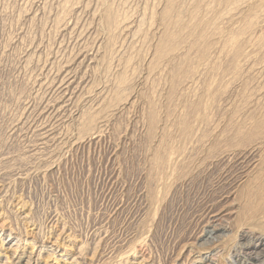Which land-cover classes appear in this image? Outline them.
<instances>
[{"label":"rangeland","instance_id":"obj_1","mask_svg":"<svg viewBox=\"0 0 264 264\" xmlns=\"http://www.w3.org/2000/svg\"><path fill=\"white\" fill-rule=\"evenodd\" d=\"M233 1L0 0V264H239L264 236V0L220 23Z\"/></svg>","mask_w":264,"mask_h":264},{"label":"bare ground","instance_id":"obj_2","mask_svg":"<svg viewBox=\"0 0 264 264\" xmlns=\"http://www.w3.org/2000/svg\"><path fill=\"white\" fill-rule=\"evenodd\" d=\"M220 1V0H219ZM251 2L252 0H234L231 4L228 3L229 5L227 6V8L224 10L223 14H222V17L219 18V22L222 23V24H229L231 22H233L237 17L240 18V14L244 11L245 8H247V5L250 6L251 5ZM183 3V2H182ZM210 3V2H209ZM213 5V4H212ZM217 5V4H216ZM258 5V3H257ZM215 7V6H214ZM224 7V5H223ZM225 8V7H224ZM204 9V8H203ZM221 10V9H220ZM222 11V10H221ZM193 12V11H192ZM219 12V10H218ZM221 13V12H220ZM204 14V13H203ZM243 15V14H241ZM249 15V14H248ZM128 16V15H127ZM207 16V13L206 15ZM250 16V15H249ZM129 17V16H128ZM115 18V17H114ZM200 18V17H199ZM117 20V18H115ZM178 19V18H177ZM195 19V18H194ZM217 19V18H216ZM241 19V18H240ZM130 18H127V17H124V18H119L118 19V22H117V30L121 33L123 32H126V31H129V21ZM218 20V19H217ZM238 20V19H237ZM199 21V20H198ZM214 21V20H213ZM251 21L255 22L256 25H257V28H258V33L262 32L264 33V1L262 4L259 5L258 9H256L255 13L252 15V19ZM112 22V20H111ZM195 22V21H194ZM218 22V23H219ZM235 22V21H234ZM237 22V21H236ZM80 23V21H79ZM217 23V22H216ZM217 23V24H218ZM241 23V22H239ZM243 23V22H242ZM241 23V24H242ZM237 24V23H235ZM221 25V24H220ZM247 25V24H246ZM255 25V27H256ZM197 26V25H195ZM219 26V25H218ZM222 26V25H221ZM242 26V25H241ZM244 26V25H243ZM74 27V26H73ZM77 27V26H76ZM236 27V26H235ZM241 28V27H240ZM196 29V28H195ZM204 29V28H202ZM217 29V28H216ZM229 29V28H228ZM72 30V28H71ZM144 30V29H143ZM142 30V31H143ZM70 31V30H69ZM117 31V32H118ZM241 31V30H240ZM75 32H77L75 30ZM213 32V31H212ZM216 32V31H215ZM214 32V33H215ZM234 32V31H233ZM120 33V34H121ZM129 33V32H128ZM221 33V32H219ZM219 33H218V36H216V38H220L219 36ZM228 33V32H227ZM236 33V32H235ZM254 33V32H253ZM256 33V32H255ZM254 33V34H255ZM252 34V33H251ZM175 35V34H173ZM225 35V34H224ZM230 35V34H229ZM256 35L258 36V34L256 33ZM85 36V35H84ZM91 36V35H90ZM232 36V34H231ZM256 36V37H257ZM83 37V36H82ZM134 37V36H133ZM137 37V36H136ZM171 37V36H170ZM176 37V36H175ZM187 38V37H186ZM224 38V37H223ZM246 38V37H245ZM247 38L249 40V43L246 45V48H245V52L246 53H250L251 50L253 49V40L255 39V36L254 35H250L248 33L247 35ZM74 39V38H73ZM138 39V38H136ZM211 39V38H210ZM75 40V39H74ZM163 40V39H162ZM84 41V40H83ZM167 42V41H166ZM188 42V41H186ZM168 43V42H167ZM171 43V42H170ZM255 44V42H254ZM172 45V44H171ZM185 45V43H184ZM183 45V46H184ZM91 46V45H90ZM175 46V45H174ZM181 46V45H180ZM221 46V45H220ZM66 47V46H65ZM82 47V46H81ZM87 46L85 45L84 48H86ZM168 47V46H167ZM187 47V46H186ZM75 48V46H74ZM83 48V47H82ZM95 48V47H93ZM129 48V47H128ZM149 48V47H148ZM172 48V47H170ZM177 48V47H176ZM88 49V48H87ZM92 49V48H91ZM120 49V48H119ZM144 49V48H143ZM90 50V49H89ZM122 50V49H121ZM119 50V51H121ZM133 50V49H132ZM157 50V49H156ZM161 50V48H160ZM181 50V49H180ZM222 50V48H221ZM98 51V50H97ZM128 51V50H127ZM168 51V50H167ZM179 51V49H178ZM70 52V51H69ZM85 52V51H83ZM82 52V53H83ZM133 52V51H132ZM160 52V51H159ZM163 52V51H162ZM171 52V51H170ZM169 52V53H170ZM91 53V52H90ZM97 53V52H96ZM135 53V52H134ZM139 53V51H138ZM89 54V52H88ZM129 54V53H128ZM161 55V53H159ZM81 55V54H80ZM87 55V54H86ZM172 55V54H171ZM170 55V56H171ZM209 55V54H208ZM95 56V55H94ZM163 56V55H162ZM176 56V55H175ZM79 57V56H78ZM81 57V56H80ZM87 57V56H86ZM250 57V56H249ZM76 58V57H75ZM84 58V57H83ZM252 58V57H250ZM263 58V57H262ZM70 59V58H69ZM74 59V58H73ZM78 59V58H77ZM246 59H248L246 57ZM94 60V59H93ZM240 60V58H239ZM244 60V59H243ZM249 60V59H248ZM261 60V58H260ZM84 61V60H83ZM76 62V61H75ZM85 62V61H84ZM166 62V61H165ZM168 62V61H167ZM243 62V61H242ZM245 62V61H244ZM252 62V61H251ZM249 63V61H247V63H249V67L250 69L253 68L252 67V63ZM259 62V61H258ZM88 63V62H87ZM169 64V63H168ZM246 64V63H245ZM68 65V64H67ZM69 66V65H68ZM75 66V65H74ZM128 66V65H127ZM81 67V66H80ZM164 67V66H163ZM197 67V66H196ZM62 68H64L62 66ZM61 68V69H62ZM195 68V67H194ZM247 68V67H246ZM60 69V68H59ZM81 69V68H80ZM249 70V68H247ZM64 70V69H63ZM67 70V69H66ZM64 71L62 73L58 72V73H55L52 77V80H51V83H48L50 84V87H52V90H51V95H52V101L54 103H52V106H48L50 107L49 110L55 108L57 105L59 104H63V103H70L71 104V99L79 92V90L81 89V84L78 82V78H77V73L75 70H67V71ZM246 70V69H245ZM254 70L256 71V77H257V81L262 83L264 82V58L260 61L259 65H257V67L254 66ZM62 71V70H60ZM79 71V70H78ZM82 71V70H81ZM84 72V71H83ZM161 73V72H160ZM163 73V72H162ZM200 74V73H199ZM82 75V74H81ZM193 76V75H191ZM195 76V75H194ZM255 76V75H254ZM79 77V76H78ZM82 77V76H81ZM193 80V79H192ZM49 81V80H48ZM240 82V81H239ZM196 83V82H195ZM195 83L191 80H186L183 84L184 88L187 89V90H192L193 89V94H195V89H194V85ZM234 85V84H233ZM248 85V84H247ZM262 85V84H261ZM197 86V85H196ZM49 87V86H48ZM259 87V86H258ZM198 88V86H197ZM234 89V88H233ZM261 91V89H260ZM45 93V92H44ZM192 93V92H191ZM50 93H48L49 95ZM191 95V94H190ZM260 95V94H259ZM77 96V95H76ZM190 97V96H189ZM49 98V97H48ZM51 100V99H49ZM247 100V98H246ZM247 102V101H246ZM252 103V102H251ZM99 104V103H98ZM247 104V103H246ZM45 105V104H44ZM59 107V106H58ZM62 107V106H61ZM64 108V107H63ZM241 108V107H240ZM244 108V107H243ZM41 109V108H40ZM48 109V108H47ZM58 109V108H57ZM247 109V108H246ZM239 110V109H238ZM244 110V109H243ZM43 111V110H42ZM54 111H56L54 109ZM32 112V111H31ZM48 112V111H47ZM53 112V111H51ZM41 113V112H40ZM44 113V112H43ZM61 113V112H60ZM38 115V114H36ZM46 115V114H45ZM49 115V114H48ZM47 115V116H48ZM111 115V114H110ZM245 115V114H244ZM32 118V117H31ZM30 118V119H31ZM46 118V117H45ZM48 118V117H47ZM63 118V117H62ZM38 119V117H37ZM36 119V120H37ZM49 119H52V118H49ZM57 119V117H56ZM65 120V119H64ZM42 121V120H41ZM29 122H31L29 120ZM43 122V121H42ZM54 122V121H53ZM61 122V121H59ZM50 123V122H49ZM104 123V122H103ZM33 124V123H32ZM35 124V123H34ZM33 124V125H34ZM38 124V123H37ZM48 124V122H47ZM46 124V125H47ZM213 124V123H212ZM36 126V125H35ZM215 126V124H214ZM56 127V126H55ZM29 128V127H28ZM31 128V127H30ZM57 130V128H55ZM54 125H48V126H45V125H42L41 127H39L37 129V142L39 141L40 144L42 145H45L44 143H46V141H53V139H55V137L57 138V136H54ZM217 129V128H215ZM35 130V129H34ZM55 130V131H56ZM33 131V130H32ZM35 132V131H33ZM213 132V131H212ZM211 132V134H212ZM58 134V133H57ZM25 135V134H24ZM33 135V134H32ZM59 136V135H58ZM30 137V136H29ZM60 139V138H59ZM34 140V141H35ZM63 140V139H62ZM57 141V140H56ZM206 141L208 142V140L206 139ZM55 142V141H54ZM52 142V144L54 143ZM204 142V141H203ZM49 144V143H48ZM39 145V143H38ZM62 146V145H61ZM65 146V145H64ZM52 147V146H51ZM41 148V147H40ZM255 148V147H254ZM253 148V149H254ZM258 149V148H257ZM44 151V150H43ZM234 151V150H233ZM37 152V151H35ZM55 152V151H54ZM252 152V151H251ZM250 152V153H251ZM227 153V152H226ZM236 153V152H235ZM239 153V151H238ZM232 154V153H231ZM38 155V154H37ZM236 155V154H235ZM44 156V155H43ZM240 158V157H239ZM243 159V158H241ZM237 161V160H236ZM246 164V163H245ZM239 165V164H238ZM247 165V164H246ZM251 165V164H250ZM242 166V165H241ZM236 167H238L236 165ZM249 167V166H248ZM240 168V167H239ZM234 169V168H233ZM247 169V167H246ZM255 171V170H254ZM18 210V209H17ZM211 210V209H210ZM213 212V211H212ZM218 215V214H217ZM214 217V216H213ZM211 219V218H210ZM217 219V218H216ZM212 220V219H211ZM214 222V221H213ZM52 230V229H51ZM224 231V228L223 226L222 227H215L213 226L212 227V230L211 231H205V236L209 235L207 238V240L205 241V243H214L217 241V239L219 240V237L222 235L221 233H223ZM54 233V231H53ZM252 234V233H251ZM256 235V234H255ZM254 235V236H255ZM252 236V235H250ZM10 237V236H9ZM241 238V237H240ZM21 239V238H20ZM31 241V240H30ZM47 241V240H46ZM56 241V240H55ZM16 242V241H15ZM4 243V242H3ZM32 243V242H31ZM53 243V242H52ZM64 243V242H62ZM17 244V243H16ZM51 244V243H50ZM13 245V244H12ZM18 245V244H17ZM31 245V244H30ZM40 245V244H39ZM59 245V243H58ZM52 246V245H51ZM63 246V245H62ZM18 247V246H17ZM16 247V248H17ZM10 249V247H9ZM43 249V248H42ZM41 250V249H40ZM48 250V249H47ZM55 250V248H54ZM45 251V250H44ZM51 251V250H50ZM66 251V250H65ZM33 252V251H32ZM42 252V251H41ZM53 252V251H52ZM238 252V251H236ZM34 253V252H33ZM32 253V254H33ZM56 253V252H55ZM13 254V253H12ZM30 254V253H29ZM32 254L30 256H32ZM51 255H53L51 253ZM34 256V255H33ZM48 256V255H47ZM211 256V255H209ZM209 256H200L199 260L197 261L196 264H202L203 262H209L210 261V264H213L210 260V257ZM15 257V255H14ZM51 257V256H50ZM50 257L48 258L50 260ZM54 257V256H53ZM236 260L239 262V264H264V236H256V237H252V238H246L245 240V243L242 244V248H241V252L239 254H237L236 256ZM52 258V257H51ZM62 258V257H61ZM47 259V260H48ZM30 260V259H29ZM234 260V259H233ZM33 261V260H32ZM232 261V260H231ZM28 262V261H27ZM30 262V261H29ZM47 262V261H46ZM56 262V261H55ZM65 263V262H64ZM72 263V262H71ZM49 264V263H48ZM57 264V263H56ZM237 264V263H236Z\"/></svg>","mask_w":264,"mask_h":264}]
</instances>
